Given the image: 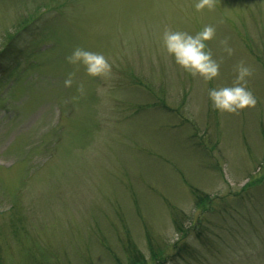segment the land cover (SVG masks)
I'll return each mask as SVG.
<instances>
[{"label":"rangeland","instance_id":"rangeland-1","mask_svg":"<svg viewBox=\"0 0 264 264\" xmlns=\"http://www.w3.org/2000/svg\"><path fill=\"white\" fill-rule=\"evenodd\" d=\"M194 3L0 0V51L40 16L21 54H0V264H264V0ZM205 25L220 65L207 81L161 39ZM76 47L110 74L68 63ZM240 64L256 104L215 110L209 89Z\"/></svg>","mask_w":264,"mask_h":264},{"label":"clouds","instance_id":"clouds-1","mask_svg":"<svg viewBox=\"0 0 264 264\" xmlns=\"http://www.w3.org/2000/svg\"><path fill=\"white\" fill-rule=\"evenodd\" d=\"M214 6L215 0H195L194 3L196 11H202L205 8L211 10ZM214 36L215 28L212 25H205L194 34L165 27L161 39L165 52L177 65L192 76H200L207 81L216 77L220 68L206 44V41L213 39ZM225 50L231 54V48ZM66 60L73 65H83L85 72L92 77H104L111 72L112 66L103 53L89 51L82 47L74 48ZM250 75L251 72L247 66L238 65L235 83L231 86L209 89L208 97L211 107L221 112L234 113L254 106L256 98L246 87V78ZM74 76L75 73H68L63 81L65 87L73 84ZM77 90L83 91L82 85L78 86Z\"/></svg>","mask_w":264,"mask_h":264},{"label":"trees","instance_id":"trees-1","mask_svg":"<svg viewBox=\"0 0 264 264\" xmlns=\"http://www.w3.org/2000/svg\"><path fill=\"white\" fill-rule=\"evenodd\" d=\"M60 8H63V4H59V6L57 7V10L59 11ZM50 9H46L45 11H49ZM45 11H43L40 15H42ZM39 18H40V16H34L33 14H31V15L27 16L26 18L22 19L18 23V28H16L14 33L7 35L8 38H6L5 44L2 46V50L0 51V54L2 53V55H3L4 52L7 53V51L10 50L11 47H12L13 51L16 50L17 52H20V54H21L22 47L25 44H22V47H17L14 45V40H16V38H18L21 34H23L25 42H32L34 39L29 38V36L34 37V35H35L34 32L37 28V23H38L37 21L39 20ZM33 29H35V30H33ZM137 256L138 255L135 254V258ZM139 258H143V257L139 256ZM139 258L137 260H135V264H147L146 260H143V259L140 260ZM168 258H169V256H166L162 252L155 253L152 255V261L155 264H165L167 262Z\"/></svg>","mask_w":264,"mask_h":264}]
</instances>
